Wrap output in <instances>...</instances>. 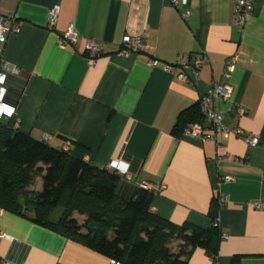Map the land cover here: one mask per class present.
<instances>
[{"label":"crops","instance_id":"obj_1","mask_svg":"<svg viewBox=\"0 0 264 264\" xmlns=\"http://www.w3.org/2000/svg\"><path fill=\"white\" fill-rule=\"evenodd\" d=\"M0 0V14L20 30L0 45V66L14 72L7 100L17 108L10 127L104 168L128 166L123 191L164 185L152 212L174 224L208 229L218 214L226 236L213 262L195 249L191 264H264V0L244 25L237 0ZM60 12L54 28L53 8ZM188 14L187 18L184 14ZM70 28L77 44L61 40ZM143 35L145 49L120 56L124 36ZM102 55L90 61L87 48ZM204 58L198 77L180 82L163 69L181 58ZM236 58L229 80L228 60ZM151 60L158 62L150 67ZM230 82L229 98L212 107L224 125L256 134L259 145L207 126L202 142L173 129L214 83ZM244 109L243 116L238 110ZM237 160V161H236ZM115 171V170H111ZM227 178H230L227 181ZM41 179L40 188L41 189ZM34 190V189H32ZM226 202L221 203L220 198ZM0 264H113L114 260L18 215H0Z\"/></svg>","mask_w":264,"mask_h":264},{"label":"trees","instance_id":"obj_2","mask_svg":"<svg viewBox=\"0 0 264 264\" xmlns=\"http://www.w3.org/2000/svg\"><path fill=\"white\" fill-rule=\"evenodd\" d=\"M197 103L173 129L178 140L191 124H203ZM40 178V190H30ZM124 178L14 130L0 120V209L82 244L119 264H191L201 248L217 259L222 232L211 215L208 229L174 224L153 213L154 192L123 191ZM62 213L57 217L56 211ZM76 214L84 217L81 222ZM173 240L181 242L172 251Z\"/></svg>","mask_w":264,"mask_h":264},{"label":"built area","instance_id":"obj_3","mask_svg":"<svg viewBox=\"0 0 264 264\" xmlns=\"http://www.w3.org/2000/svg\"><path fill=\"white\" fill-rule=\"evenodd\" d=\"M173 5H178L177 0H168ZM255 0H237L236 3V13L239 16V21L244 25L247 17L252 12L254 7ZM187 0H183V5L186 6ZM60 6L56 5L49 18V25L51 28H54L59 17ZM188 14H184V17L187 18ZM20 26L16 16L12 15H2L0 14V45L7 43L10 35L19 32ZM78 36L73 28L64 34L62 37V44L65 46H74L77 44ZM145 49V43L143 35H133L128 33L123 38L122 46L119 51V55L123 57H129L133 54H138ZM87 55L90 58V61H94L96 58L102 55V48L100 45L93 44L88 46ZM236 58H230L228 60V71L225 74L227 80L231 78V74L235 68ZM158 62L156 60H151L149 63L150 67H156ZM204 65V58L196 57L193 59L181 58L176 64H165L163 69L168 73H174L177 79L182 83H187L190 81V77L187 73L188 69H192L193 75L198 77L199 71ZM14 70L7 64H2L0 66V120L11 119L15 116L17 108L14 105H11L8 100V88L7 81ZM232 86L230 82L224 84L214 83L211 85L208 92L200 99V112L204 119L203 124H191L187 127L184 132V136L190 137L193 139H198L202 142H205L211 139V136L205 134V129L207 126L213 128L217 133H223L226 136L233 134L236 137H243L245 142L249 147H256L259 145V138L256 134H244L240 129L230 130L223 123V116L220 115L215 108L212 107L213 102L218 97H223L225 99L229 98L232 94ZM11 109V114L8 113V110ZM245 114L244 109L238 110V115L243 116ZM237 161V160H236ZM107 170H115L120 176L128 177V166L120 162H112L108 166L104 167ZM230 178H227L229 181ZM141 188L149 191H160L164 188V185L154 186L149 183H144L140 185ZM221 203L226 202L225 197L220 198ZM256 208H264L263 202H258ZM3 213V210L0 209V215ZM216 225L219 226V220H217ZM0 237L11 239L5 234H0ZM222 239H226V236L222 234ZM113 264H119L116 261L112 262Z\"/></svg>","mask_w":264,"mask_h":264},{"label":"rangeland","instance_id":"obj_4","mask_svg":"<svg viewBox=\"0 0 264 264\" xmlns=\"http://www.w3.org/2000/svg\"><path fill=\"white\" fill-rule=\"evenodd\" d=\"M40 188V178H37L35 183L30 187L31 189L38 190ZM62 213L61 210L56 211V216L58 217ZM76 217L83 222L85 220L84 217H81L76 214ZM181 242L179 240H173L172 243L169 245L172 251H178Z\"/></svg>","mask_w":264,"mask_h":264},{"label":"clouds","instance_id":"obj_5","mask_svg":"<svg viewBox=\"0 0 264 264\" xmlns=\"http://www.w3.org/2000/svg\"><path fill=\"white\" fill-rule=\"evenodd\" d=\"M11 111H12V110H11V109H9V110H8V113H9V114H11Z\"/></svg>","mask_w":264,"mask_h":264}]
</instances>
